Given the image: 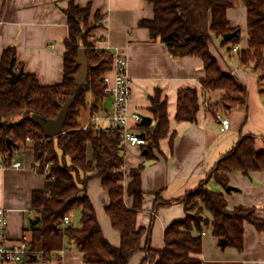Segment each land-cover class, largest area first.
Wrapping results in <instances>:
<instances>
[{"label": "trees", "instance_id": "1", "mask_svg": "<svg viewBox=\"0 0 264 264\" xmlns=\"http://www.w3.org/2000/svg\"><path fill=\"white\" fill-rule=\"evenodd\" d=\"M144 1L153 6L154 18L141 22L139 26L148 30L151 39L165 44L173 57L201 59L205 72L200 82L203 92H224L219 107L211 106V110L215 113L227 109L244 110L247 103L245 88L230 75L222 73L209 50L212 37L219 38L221 46H228L229 50L237 45L239 31L230 29L226 18V12L234 5V0ZM241 1L247 12L248 46L247 50L238 51V58L243 66L253 65V71L264 82V0ZM90 12V7L81 9L72 2L66 10L69 34L60 84L43 87L33 75L16 69L12 48L4 51L0 62V155L29 146L35 153L37 173L42 174L45 164L51 165V177L45 178L43 190L35 191L31 196V208L40 218V223L29 230L32 249L45 250L50 238L66 236L82 254L84 264H129L138 253L145 254L140 264H203L200 259L202 237L194 235V232L200 234L203 226H211L212 235L219 242L226 241L224 248L242 251L244 223L253 225L258 232H264V220L255 218L253 209H229L223 194L209 190L207 182L213 178L226 189L229 174L240 173L249 177L252 173H264V151L256 150L252 135L242 137L229 153L221 157L195 191L175 201L183 205L185 219L165 229L161 251L151 247V227H137V214L144 198L141 186L144 165L127 174L124 170L125 146L119 130L96 129L94 126L83 130L79 124L81 111L89 106L88 96L91 95L93 99L90 108L92 115L96 113L97 104L106 97L103 79L112 70L111 58L96 50L95 42L90 39V33L96 29L99 19L96 15L94 22L90 23ZM228 34L234 36L224 40ZM81 48L85 51L89 66L85 87L75 85L79 71L76 60ZM11 62L14 71L20 74L15 85L10 83L8 68ZM72 97L74 101L68 109L63 133L54 139H46L30 117L37 114L54 120ZM150 102V112L156 124L146 132L145 140L156 149L159 141L170 134L167 102L159 90L155 91ZM198 111V91H179L176 121L194 123ZM138 129H143V126L138 125ZM27 138L32 141L31 144L26 143ZM7 141L11 142L10 149ZM88 144L92 161L87 160L86 156ZM153 148L147 145L143 148L146 160L153 159ZM87 173L93 176L82 177ZM93 177L100 180L109 197L105 211L112 228L120 236L118 248L112 247L104 238L87 196V183ZM125 179L130 180L126 188L121 186ZM125 196L132 199L130 208L125 204ZM155 206H160L158 197ZM74 210L80 213V227L63 228L64 217Z\"/></svg>", "mask_w": 264, "mask_h": 264}, {"label": "crops", "instance_id": "2", "mask_svg": "<svg viewBox=\"0 0 264 264\" xmlns=\"http://www.w3.org/2000/svg\"><path fill=\"white\" fill-rule=\"evenodd\" d=\"M71 2L81 9L90 7V23L98 16L97 27L90 33L95 45L119 49L127 58L131 81L129 110L139 113L142 118L151 119L150 126H143V129L130 122L134 133L145 135L154 128L156 122L150 112V99L155 91H161L166 99L170 134L159 141L156 149L151 142H147L146 145L153 148V159L146 160L143 148L125 146L124 150V170L127 174L144 165L141 174L144 198L137 214V227L147 229L150 226L151 247L161 251L165 229L185 219L183 205L176 200L195 191L207 179L208 171L242 137L254 136L256 150L264 151V82L253 71V65L243 66L238 58V51H245L248 46L246 8L241 0H234V5L226 12L228 27L239 31L238 51H234V46L230 50L228 46H221L219 38L212 37L209 43L210 53L222 73L230 75L245 88L246 107L244 110L227 109L215 113L210 107H219L224 92H203L200 82L205 72L201 59L173 57L165 44L151 39L148 30L139 26L141 22L154 18L153 6L144 0H0V62L4 51L12 48L16 69L33 75L43 87L60 84L69 34L65 13ZM109 76L112 77L111 74ZM184 89L198 91L199 111L194 123L178 122L175 118L177 95ZM92 104L93 99L89 95V106L79 116L81 128L93 116L90 112ZM111 110L112 97L106 95L97 104L94 114L103 115ZM222 120L229 121L228 131H221ZM101 127L108 129L109 125L104 122ZM91 155L88 144L87 160L92 161ZM16 160L22 163V168L0 167V208L8 211L7 235L12 241L19 240L24 234L31 236L24 227L25 216L35 215L29 224L37 218L31 208V196L33 192L43 190L45 181L34 169L37 162L29 146ZM91 176V173L82 175L84 178ZM129 182L125 179L121 186L126 188ZM211 182L213 185L210 187ZM207 187L222 193L229 209H253L255 218L264 220V173H252L249 177L240 173L229 174L228 187L232 188L229 193L213 178L208 180ZM86 193L104 238L112 247L118 248L120 236L112 228L106 214L109 197L100 180L90 178ZM156 197L159 198V207L155 206ZM165 203L171 204L163 205ZM125 204L130 208L132 199L125 196ZM207 217L210 218V215L207 214ZM69 218V226L73 227L70 215ZM194 235L202 237L200 259L203 264H264V232H258L249 223H244L242 251L222 247L212 235L211 226H203L201 233L194 232ZM44 249L51 255L49 264H84L82 254L73 242L68 243L65 236L50 238ZM144 257V253H138L129 264H140Z\"/></svg>", "mask_w": 264, "mask_h": 264}, {"label": "built area", "instance_id": "3", "mask_svg": "<svg viewBox=\"0 0 264 264\" xmlns=\"http://www.w3.org/2000/svg\"><path fill=\"white\" fill-rule=\"evenodd\" d=\"M95 49L104 52L112 60L111 75H107L103 82L105 84L104 94L112 97V110L110 113L103 115L94 114L88 123L82 127L83 130L88 129L89 126H94L96 129H104L101 123H107L109 128L118 129L120 138L124 146L144 148L147 144L145 139H141L139 135L134 133L129 126L130 122L135 125H140L142 116L139 113L130 112V84L131 81L127 71V58L119 49H112L109 46L98 47ZM237 46L234 51H238ZM221 131H228L230 123L228 120L221 121ZM26 143H32L27 138ZM23 150L15 149L0 155V167H11L13 169L22 168V163L17 161ZM9 163V165H6ZM36 165L34 169H37ZM50 164H45L42 172L44 178L51 177ZM154 216V215H153ZM69 215L65 216L62 221V227L69 226ZM8 229V211L0 208V264H22L25 262H35L38 264H49L51 255L45 250H35L31 247V236L24 234L19 240L12 241L7 235ZM66 237V236H65ZM67 238V237H66Z\"/></svg>", "mask_w": 264, "mask_h": 264}, {"label": "water", "instance_id": "4", "mask_svg": "<svg viewBox=\"0 0 264 264\" xmlns=\"http://www.w3.org/2000/svg\"><path fill=\"white\" fill-rule=\"evenodd\" d=\"M233 36H234V34H228V35L224 36L223 39L229 40ZM76 65L79 67V71L75 77V85L77 87H85L87 85V80H88L89 66H88V61L86 58L85 51L82 48L79 49V51H78V57L76 60ZM8 70H9L10 75H11L10 76V83L12 85H15L17 80L19 79L20 74L16 73L14 71L12 62L10 63ZM73 101H74L73 97L68 99L66 101V103L63 105V107L61 108V111L58 114L57 118L54 120H47V119H45V118H43L37 114L32 115L30 117V119L37 127H39V129L43 133V136L46 139H54L63 133V127H64L65 120L67 118L68 109L72 105ZM25 115H28V113H25ZM150 124H151V119L147 118V117H143L142 121L140 123V125L144 126V127H148V126H150ZM139 137L141 139L146 138L144 134L139 135ZM7 147L10 149V147H11L10 141H7ZM231 190H232L231 187H227L225 189V192L229 193ZM39 223H40V218L37 217L34 220L30 221V227L33 228V227L37 226ZM220 245L222 247H225L226 241L221 240Z\"/></svg>", "mask_w": 264, "mask_h": 264}, {"label": "rangeland", "instance_id": "5", "mask_svg": "<svg viewBox=\"0 0 264 264\" xmlns=\"http://www.w3.org/2000/svg\"><path fill=\"white\" fill-rule=\"evenodd\" d=\"M213 185V182L210 183V187ZM210 187H207L209 190H210ZM70 217H71V220H72V226L73 228L77 229V227H79V211L78 210H74L72 211L70 214ZM34 216H29V215H26L25 216V220H24V227L26 230H30V224H29V220L32 219ZM68 243H69V240H68Z\"/></svg>", "mask_w": 264, "mask_h": 264}]
</instances>
